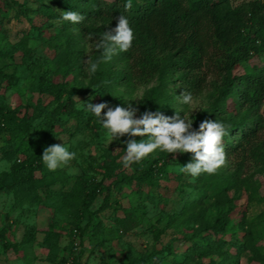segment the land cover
<instances>
[{"label":"trees","instance_id":"1","mask_svg":"<svg viewBox=\"0 0 264 264\" xmlns=\"http://www.w3.org/2000/svg\"><path fill=\"white\" fill-rule=\"evenodd\" d=\"M47 3L62 12L76 11L85 20L79 25L59 23L57 30H53L47 37L43 36V30L52 28V25L43 23L33 42L47 45L51 55L46 59L33 58V46H27V41L13 44L12 52L0 47V60L6 59L12 65V71H7L5 66L0 67V134L6 136L8 144L15 147L14 152L20 154V159H16L7 172H0V195L11 194L14 208L37 206L42 202L36 193L37 189L57 182L58 169L49 171L45 167L41 160L43 150L51 145L57 124L80 114L74 107L73 98L87 94L90 87L105 92H114V89L120 87L133 90L137 86L147 85L156 77V85L147 88L142 94L138 116L145 110L160 111L166 116H172L175 94L168 91L169 84L177 83L192 96L206 91L209 103L196 117L195 129L205 119L223 123L228 132L223 139L227 157L240 156L230 172L202 174L195 180V185H187L202 193L198 199L183 202L181 198L184 192L172 189L171 192L176 190V195L180 197L181 205L177 212L167 213L163 209L169 202L170 191H162L153 181L158 176L165 177L164 168L173 155L156 151L141 163L127 168L131 172L126 174L122 162L126 144L115 154L103 149L89 166L100 177L99 180L87 177L84 172L76 175L68 191L58 192L56 204L50 205L52 222L41 232L33 225H26L23 243L32 245L35 234L41 233L42 239L37 245L48 251L46 260L52 261L57 252L58 233L54 228L57 227L58 214L64 215L67 222L73 225L67 230L69 238L75 236L80 240L88 229L90 236L97 238L103 227L100 223H90L95 212H90L89 207L104 188L103 182L110 180L108 186L115 190L121 184L129 185L132 182L156 190L157 206H160L157 222L166 219V225L163 229H153V244L158 242L165 228L189 223L195 226H192L190 235L182 236V240L190 244L182 253L179 264H200L201 259H208L206 264H236L238 254L244 251H249L252 258L262 261L264 255L260 254L254 242L246 239L241 245H232L235 253L231 255L224 250L225 241L220 236L229 223L231 204L237 196L244 197L246 202L257 201L256 185L249 182L248 178L238 176L244 161L243 155H250L255 162V174L264 171V143L258 145L252 141L257 137L261 120L258 108L264 98V65L252 67L250 72L241 75L236 72L239 66L252 58L264 56V0L248 1L236 6H230V0H132V7L128 11L124 9L127 0H113L111 3L100 0H47ZM12 5L19 7L16 2ZM48 5H42L38 15L45 16L48 21L56 20L55 13ZM0 11L4 12L3 7ZM120 14L128 18L134 31L132 47L127 52H118L110 62L101 63L98 71L90 76L85 70L84 58L72 33L86 39V42H93L87 60L95 62L100 52L95 50L94 41L87 40L88 34L99 38L104 31L116 26L115 17ZM69 29L72 33L67 31ZM48 63L54 69L42 70ZM204 67L210 68L207 74ZM67 77L71 78L70 85L65 81ZM19 81L25 82L28 94L37 95L34 103L27 100L21 114L20 107H10L4 98V93L14 88ZM42 98L55 101L57 105L52 112L42 106ZM36 120L39 121L34 124ZM134 139L139 142L141 138ZM120 167L123 168L116 172ZM35 172L40 174L39 178L34 177ZM207 190L211 193L207 194ZM230 191H233L234 196H228ZM139 195L143 196L141 192ZM108 198L109 194H106L97 211L108 208L112 212L121 211L123 217L116 218L111 229L114 233L125 234L138 220V215L143 214L144 207L139 205L125 209L116 203L110 205ZM201 199L213 204L214 215L206 217ZM83 214L87 222L79 228L78 223ZM240 220H235V224H240ZM3 235L2 229V249L13 248V245L2 241ZM196 236H201L197 243L193 242ZM101 244H107V240L101 239L95 248ZM77 247L79 250L75 254V248L70 243L65 249L67 255L58 264H80L81 241ZM162 249L168 251L166 247ZM162 254L157 262L165 258L166 252L151 250L139 256L129 252L126 263L115 264H157L156 257ZM213 257L218 259L217 263H214ZM98 264L110 263L100 257Z\"/></svg>","mask_w":264,"mask_h":264},{"label":"rangeland","instance_id":"2","mask_svg":"<svg viewBox=\"0 0 264 264\" xmlns=\"http://www.w3.org/2000/svg\"><path fill=\"white\" fill-rule=\"evenodd\" d=\"M105 3H111L113 0H100ZM253 0H230V6L240 5ZM263 1V0H258ZM16 2L19 7L13 6L12 3ZM42 5H48L47 0H0V8L3 7L4 12L0 11V36L3 38L0 41V47L3 50L12 52L11 46L19 41H27V46H33L34 54L33 58L42 60L50 57L51 51L47 49V45L42 42H33V39L37 38L38 28L43 23H51L52 28L43 30V36L47 37L53 33V30H57L60 26L58 21L62 17V11L55 6H49V8L55 13L56 20L48 21L43 15H38L39 10L42 9ZM21 6V7H20ZM33 11V12H32ZM264 15V10H263ZM71 32V30H67ZM66 31V32H67ZM72 33V32H71ZM75 43L79 46L83 61L87 60V57L91 53L92 43L86 42V39L76 36L73 32ZM15 55H18L15 54ZM264 56H256L249 60L248 63L242 64L236 69L237 74L248 73L252 67H262L264 65ZM6 67L7 71H12V65L8 60H0V67ZM121 68V67H119ZM54 67L50 63L46 64L42 70H53ZM210 69L204 67V72ZM207 74V72H206ZM207 77V75H206ZM209 78V77H208ZM70 77H67L65 81L70 82ZM156 77L152 79L145 86H137L133 90L125 89L124 87L114 89V92L104 91L97 87L88 88V93L85 95L75 96L74 107L80 114L74 118H69L66 122L57 124L53 130L54 136L52 139L53 144H64L69 151L76 153V159H74L69 167L58 169L56 175L57 182L51 186H42L37 189L36 193L41 197L42 202L37 206L31 208H14V200L11 194L0 195V231L4 230L2 241L13 245V248L3 250L0 244V264H58V261L66 256V248L70 243L75 248L73 253H78V242L82 243V252L79 256L80 264H98L100 257L104 261L115 264L119 262L126 263L128 260V253L134 252L136 256L143 253H148L151 250H156L157 253H165L166 256L162 261H158L164 254L157 256L155 262L157 264H179L182 260V253L186 250V247L190 243L184 242L182 236H188L191 234L192 226L184 224L176 228H165L163 233L159 236L158 242L153 244L152 231L154 228L163 229L166 225V219L157 222L159 216V208L157 206V199L155 189L146 188L144 186H138L135 182L129 185L121 184L118 190L109 187L110 180L104 181V188L99 193V196L93 201L89 207L90 212H95L91 224L100 223L103 227L101 234L97 238L90 236L89 229L83 234L79 240L78 237L67 236V230L70 225L67 222L64 215H56L57 227L54 230L58 233L57 238V252L52 261H47L46 256L48 251L38 247V243L42 239V234L39 233L51 223L52 209L50 205L56 204V195L60 191H68L71 187L73 178L81 172L87 177H94L99 180V176L90 170L89 166L92 163V159H97L103 149H107L110 153H118L121 147L125 144L124 141L128 137H122L119 141H113L109 144L106 138V130L102 125L97 122V119L93 114L84 110V103L92 102L93 104L107 102L110 106H123L127 107L131 104L133 107L140 108L141 97L143 92L156 85ZM86 84V80L83 81V85ZM169 92L175 94L174 111L172 116L177 112L186 119L190 118L193 121V129L196 127V117L203 112L208 106L207 92L202 91L200 94L193 96V105H184L180 101V94L184 92L178 84H169L167 86ZM186 93V92H185ZM5 102L10 106L20 107V114L23 112L24 105L27 100H31L34 103L37 99L36 94H28L26 92L25 82L19 81L15 84V87L4 93ZM229 100L227 101V103ZM42 106L48 111H53L56 107L55 101L50 98L41 99ZM106 111V110H105ZM137 112V118L138 116ZM258 113L261 116L259 121V128L257 131V137L252 140L256 144L264 143V98L259 105ZM39 120L34 122L37 123ZM247 148V146H246ZM15 147L10 146L7 142L6 136L0 134V172H7L11 165L20 159V154L14 152ZM119 149V151H116ZM159 151V150H157ZM238 156H240L238 154ZM236 158L227 157L226 166L218 170V173L226 174L235 167V164L239 161V157ZM244 161L242 162L241 170H239L240 178H248L249 182H253L257 187L256 199L254 202H246L244 197L237 196L235 201L231 204V212L228 215L229 223L225 228V232L220 238L225 241L224 250H227L231 255L235 253V248L232 245H241L246 239L254 242L257 245L260 254L264 255V171L262 174H255L254 167L255 162L250 155H243ZM119 160V159H118ZM117 160V161H118ZM191 160V154H175L168 160L164 171L165 177H157L153 181L157 187H160L162 191L169 192V202L163 209V211L177 212L180 208V197L175 192H171L172 189H181L184 192V196L181 198L184 201H192L198 199L202 193L188 187L187 185H195L197 181H192L191 177L187 174L179 172L181 166L186 165ZM257 167V166H256ZM123 167H120L116 172L120 171ZM126 174L131 172L130 169H124ZM35 178H39L38 172L34 173ZM183 184V187L181 186ZM108 187V188H106ZM142 193V197L139 195ZM173 193V194H172ZM206 193H211L209 190ZM109 194L108 203L110 205L116 203L121 208H135L142 205L143 214L138 215V220L132 224L131 229L125 234L114 233L111 226L115 224L116 218H122L121 211L112 212L111 208L103 211H97L103 197ZM228 196H234L233 191L228 193ZM204 209L206 217H211L215 213V207L208 200H200ZM27 209L22 211V209ZM241 218L240 224L236 225L235 220ZM87 222L86 215H82L79 228H82ZM26 225H33L37 229L35 234V242L30 245L23 243L24 228ZM195 227V226H193ZM248 235V236H247ZM202 236V235H201ZM201 236L193 238V242L197 243ZM247 236V237H246ZM101 239H106L107 244H101L99 248H95L96 243ZM166 247V249H162ZM214 263L218 262V259L213 257ZM208 259H201L200 264H206ZM236 264H264V257L259 262L258 259L251 257L249 251L239 253Z\"/></svg>","mask_w":264,"mask_h":264},{"label":"clouds","instance_id":"3","mask_svg":"<svg viewBox=\"0 0 264 264\" xmlns=\"http://www.w3.org/2000/svg\"><path fill=\"white\" fill-rule=\"evenodd\" d=\"M132 7V0H127L125 11ZM116 19V26L104 31L99 38L89 33L88 41H94L95 50L100 56L95 62L85 60L86 71L94 75L101 63H108L118 52H127L131 49L135 39L134 31L130 27L128 18L120 14ZM85 17L76 11H63L57 23L69 22L79 25ZM180 101L184 105H193L194 98L191 93L182 92ZM79 100L78 97H75ZM80 101V100H79ZM84 110L95 116L97 122L106 130L109 144L128 137L125 155L122 157L124 168L139 164L157 150L175 154H191V160L179 168V172L187 174L192 181L202 174L214 175L219 169L226 166L227 153L223 139L228 135L226 126L216 120L205 119L200 122L198 129H193V121L181 117L175 112L173 116H166L160 111L145 110L137 118L138 108L128 104L123 106H110L107 102L93 104L84 103ZM106 110V111H105ZM136 137L141 139L137 142ZM116 151H119L117 149ZM76 159V153L69 151L62 144L47 146L42 153L41 160L49 171L69 167Z\"/></svg>","mask_w":264,"mask_h":264}]
</instances>
